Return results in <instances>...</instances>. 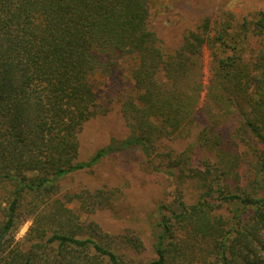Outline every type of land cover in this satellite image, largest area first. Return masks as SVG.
Here are the masks:
<instances>
[{
  "label": "trees",
  "instance_id": "16d2710c",
  "mask_svg": "<svg viewBox=\"0 0 264 264\" xmlns=\"http://www.w3.org/2000/svg\"><path fill=\"white\" fill-rule=\"evenodd\" d=\"M151 3L0 0V264H136L66 206L76 195L62 194V181L119 147L152 154L158 138L190 131L199 110L229 114L237 131L255 134L253 174L233 190L216 182L210 167H194L193 150L179 157L162 153L177 186L192 178L202 193L187 203L178 188L176 208L159 206L156 258L140 264H264V12L219 29L204 17L179 47L168 50L152 27ZM206 49L212 72L207 89ZM123 60H134L129 90L120 88L118 96L131 135L121 142L113 138L81 161L80 132L107 112L91 77L103 70L118 80ZM215 122L199 136L213 148L223 141ZM229 163V172L238 174ZM107 201L109 195L101 202ZM25 212L33 223L17 240ZM126 240L141 246L136 237Z\"/></svg>",
  "mask_w": 264,
  "mask_h": 264
},
{
  "label": "rangeland",
  "instance_id": "374dc122",
  "mask_svg": "<svg viewBox=\"0 0 264 264\" xmlns=\"http://www.w3.org/2000/svg\"><path fill=\"white\" fill-rule=\"evenodd\" d=\"M151 5L152 27L166 41L168 50L179 47L183 36L190 30L197 29L204 17L210 18L213 27L219 29L224 22L232 20V23H238L244 19L250 21L259 12H264V0H152ZM251 45L257 46L256 39ZM120 63L119 70H123V77L120 76L118 80L103 70L91 77L107 112L89 120L80 132L81 161H89L100 148L112 144L113 138L116 142H121L131 135V128L123 117L122 102L120 98L118 101V96L123 90H129V70L134 66V60H123ZM210 63V51L206 49L203 76L206 89L212 77ZM206 89L202 94L200 107L207 101ZM213 113V116H205L199 110L197 121L190 131L175 137L158 138L150 155H146L140 147H119L96 166L67 176L62 181V194L76 197L66 206L75 209L82 223L97 225L98 233L112 238L118 252L127 259L140 264L156 258L153 246L159 206L165 204L176 208L178 202L174 193L178 188L184 190L187 203H194L202 193L200 182L192 178H187L182 186H177L174 177L165 172L167 162L161 156L162 153L170 151L173 155L180 156L185 155L187 149L190 150L189 153L193 150L192 165L202 171L210 167L215 181L225 182L233 190L246 183L253 174L256 146L252 144H255L257 137L252 132L244 134L237 131L238 121L235 117L229 114L227 117H216V111ZM213 121H216L214 130L223 140L216 148L204 145V140L199 138L201 131ZM206 135L210 138L208 131ZM229 139L232 146L228 145ZM228 163L237 166L235 169L238 174L229 172ZM237 175H240V179ZM107 195L110 196V201L101 202ZM32 217L27 212L21 215L16 229L17 240L26 237L33 223ZM128 236L139 239L141 246L134 248L130 245L126 240Z\"/></svg>",
  "mask_w": 264,
  "mask_h": 264
}]
</instances>
